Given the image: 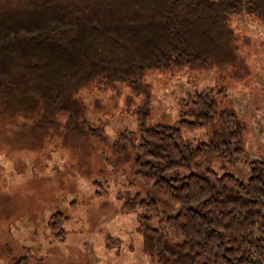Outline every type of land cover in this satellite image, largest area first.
<instances>
[{"label": "trees", "instance_id": "1", "mask_svg": "<svg viewBox=\"0 0 264 264\" xmlns=\"http://www.w3.org/2000/svg\"><path fill=\"white\" fill-rule=\"evenodd\" d=\"M243 12L264 20V0H0V134L1 122L18 126V116L41 133L51 126L94 134L84 127L83 87L126 84L147 93L149 71L234 64L229 19ZM216 92H187L174 123L121 133L147 190L119 192L120 210H137L144 251L169 264H264V160L249 162L245 181L209 166L192 170L242 151L238 120L218 109ZM137 110L145 119L148 111ZM197 130L210 135L194 145L184 133ZM65 218L59 211L49 218L56 240L65 238Z\"/></svg>", "mask_w": 264, "mask_h": 264}, {"label": "rangeland", "instance_id": "2", "mask_svg": "<svg viewBox=\"0 0 264 264\" xmlns=\"http://www.w3.org/2000/svg\"><path fill=\"white\" fill-rule=\"evenodd\" d=\"M229 27L238 47L232 65L149 71L147 93L126 84L83 87L78 96L86 107L84 127L94 134L51 126L41 133L23 127L20 116L18 126L1 122L7 131L0 134V264H169L158 251H144L137 210H120L119 192L147 190L134 177L130 141L120 135L134 137L142 122L174 123L187 92L211 87L218 109L230 110L238 120L242 151L232 162L215 156L192 170L209 166L245 181L249 162L264 160V20L236 13ZM138 107L148 111L145 119ZM209 135L184 133L194 145ZM58 211L66 217L60 241L48 227ZM161 230L168 242L176 241L167 227Z\"/></svg>", "mask_w": 264, "mask_h": 264}]
</instances>
